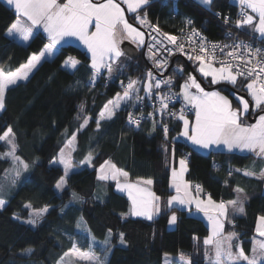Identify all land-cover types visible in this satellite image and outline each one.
<instances>
[{"label": "trees", "instance_id": "1", "mask_svg": "<svg viewBox=\"0 0 264 264\" xmlns=\"http://www.w3.org/2000/svg\"><path fill=\"white\" fill-rule=\"evenodd\" d=\"M237 8L231 0H213L210 11L196 0L168 3L149 0L138 13L129 14L128 19L135 22L136 14L146 13L163 32L175 34L184 26L186 18H192L207 36L219 38L228 25L215 15L216 11L235 13ZM16 18L15 11L0 0V67L6 72L15 71L26 63L31 54L39 53L49 40L42 32L34 34L25 44L9 37L6 29ZM243 33L244 37L257 38L264 43V38L247 29ZM69 56L81 62L75 70L63 67ZM126 57L117 75L111 76L112 82H104L107 76L104 71L90 85L88 81L93 71L87 51L75 44H65L51 59H43L27 80L8 87L6 107L0 112V134L7 126L13 128L17 155L29 164V168L11 184L10 178L5 176V170L12 166L11 161L0 158V184L5 185L0 197L7 201L0 209V264H57L63 253L81 240L84 232L77 227L81 217L90 235L97 240H104L108 229L112 230L105 264H163L165 254L180 253L190 258L192 264H208L207 246L203 243L209 235L207 223L179 207L169 211L163 203L173 193L169 186L171 167L177 165L179 157L185 158L188 150L191 155L185 177L194 185H201L212 198L232 200L236 198L234 190L237 187L244 189L245 212L233 216L236 223H227L225 231L236 233L245 252H250L257 219L264 215V184L261 179L237 170L248 168L253 159L251 155L224 151L204 154L193 150L177 138L182 128L181 120L175 123L168 139L163 138L156 124L153 130V122H145L137 129L128 122L124 106L96 128L104 105L122 91L120 81L143 79L149 69L143 48L139 49L138 57ZM175 63L185 65L184 74L176 76L178 90L185 73L190 69L197 73V70L192 60L185 57L177 56ZM204 82L207 88L228 95L235 106L234 92L251 99L245 86ZM258 113L262 110L252 112L251 118ZM85 117L89 118V123L81 128ZM73 133L76 134L73 163L80 168L69 175L67 186L57 191L56 182L64 173L63 168L53 165L52 161ZM172 148H175L174 159ZM4 152L5 145L0 142V153ZM90 152L93 157L90 165L81 164ZM107 160L127 171L132 180H153V190L162 200L159 215L147 220L128 214L129 198L116 190L113 181L97 178L100 165ZM73 192L80 199H73ZM29 204L31 207H26ZM45 205L49 210L38 224L27 223L33 210ZM172 212L178 220L170 228L168 219ZM121 232L125 243L120 242ZM84 235L89 237L87 233ZM26 248L33 251L26 253L23 251Z\"/></svg>", "mask_w": 264, "mask_h": 264}, {"label": "snow or ice", "instance_id": "2", "mask_svg": "<svg viewBox=\"0 0 264 264\" xmlns=\"http://www.w3.org/2000/svg\"><path fill=\"white\" fill-rule=\"evenodd\" d=\"M10 5H13L17 13L16 20L6 29L9 36L17 34L21 39L27 41L33 37V29L36 26H42L47 32L49 43L44 46V49L39 53H32L27 62L21 64L15 71L6 72L3 67H0V112L5 110V93L10 85H15L20 80H27L29 74L41 63L46 55H51L53 49L61 43L66 37H77L91 53V69L93 75L91 80L94 82L96 77L101 73L102 69H106L111 77L114 65L124 55V50L121 44L124 40H131L138 46L145 44V33L139 27L134 26L126 18L125 9L121 7V3L117 0H7ZM209 11L213 0H198ZM122 3L127 5V11L138 13L143 6L149 3V0H122ZM239 4L250 9L251 14L247 11H242L241 19L235 21V26L238 29H247L252 27V31L264 37V0H239ZM215 15H220L215 13ZM135 19L140 25L152 27L147 20V14L143 17L136 15ZM227 18L225 23L227 24ZM189 25L192 21H187ZM94 27V31H90ZM154 31L163 39L152 37V43L148 45V55L153 61L155 67L160 70H166L168 58L174 55L176 51L184 53L188 60L198 62V71L204 77H211L213 85L220 82H228L232 85L237 83L238 78L244 77L248 80L245 90L249 93L254 107L262 110L264 113V49L253 48L252 45L246 44L243 41H237L235 44L221 45L213 43L211 51L206 45V38L196 30L192 29L186 43L191 45L193 37L199 38V45L192 47L191 51H186V43L180 42V38L167 32H163L158 25L154 26ZM228 38H231L232 33H226ZM172 45L173 47H168ZM225 49H230L227 56L230 60L217 61V50L223 55ZM155 50V51H154ZM165 53L167 55H165ZM81 62L69 56L63 64V67L69 70H75ZM219 63V67L216 64ZM182 74L183 69L176 70ZM139 80L129 79L125 86L123 95L117 93L116 96L109 100L104 108L99 113V118L96 120V128L101 127V121L111 119L116 115V111L120 109L122 104H127L129 101H142L143 97L139 95L140 85ZM143 90L151 97L153 91L156 90V95L159 98L160 107L155 109L161 117L168 110L169 103L178 95L183 96L186 106L190 105L195 108V122L192 123L185 114V109L182 107L179 112L168 111L169 116H174L183 122V130L180 135L188 138L194 144L203 148H210L212 145L224 144L228 149L238 148L254 153L257 158L264 159V114H259L255 123H245L244 117L249 113V100L243 96L237 97L239 107H233L232 101L228 96L222 95L219 91H206L204 87L197 81L196 76L189 74L187 79L181 85L179 94L169 92L161 94L158 90L162 86H171L174 84L172 77L167 79H158L151 71L146 73V81L143 82ZM195 90V91H193ZM83 109V104L81 105ZM153 119V130H155V115L149 113ZM144 117H135L132 113L128 115V122L136 127L140 126L141 120ZM89 118L85 117L81 128L88 125ZM163 132L165 138L168 135V126L163 124ZM15 132L11 126L0 134V141L5 142L9 150L0 153V158L10 159L12 166L5 170V176L10 178V183L15 184L22 171L29 168L19 155H17L18 145L15 142ZM76 140V134L73 133L67 141L65 148H62L58 156L52 161L53 164L59 163L63 165V176L56 182V189L63 190L68 184V176L73 168L71 151ZM67 150V151H66ZM165 152L168 148L165 147ZM173 159L175 158V148H172ZM92 153L90 152L81 164H90L92 161ZM188 171L187 159L179 160V168L171 167V187L175 194L167 198L163 203L169 211L173 207L187 206L190 210L194 204L198 211L204 213L208 221L211 223V232L204 238L205 256L209 259V264H264V215L259 217V223L256 227V232L261 239H254L251 255L247 254L243 248L242 242H237L234 246L233 241H238L236 233H225V221L228 220L229 210L244 212L245 196L244 189L237 187L234 191L236 198L228 201L220 200L217 202L212 198L211 193H204L201 185H193L185 179V174ZM239 171V170H237ZM231 174V173H230ZM246 176H258L264 179V168H261L259 173L245 170ZM101 181L113 180L116 181V188L121 191H127L131 200L129 209L130 215L138 217H146L152 220L160 214L162 200L151 186L152 179L138 178L136 181L129 180V173L118 169L111 161H105L100 165L99 174L97 177ZM123 179V183L121 182ZM3 184H0V191L4 189ZM195 193V194H194ZM201 194L206 196V199L201 198ZM73 199L80 197L73 192ZM7 201L0 197V209H3ZM31 207V205H26ZM49 210V206L45 205L42 209H34L32 217L27 223L36 225L45 213ZM178 217L175 212H172L168 219L169 225H175ZM81 221L83 218L81 217ZM82 223H78L77 227H82ZM90 231V230H89ZM112 230L108 229V236L101 242L105 247L103 251L111 248L110 237ZM120 242L125 243L124 233H119ZM93 243L96 238L93 236ZM194 239H199L194 237ZM209 247L212 249L209 253ZM26 253H31L32 248L23 249ZM166 259H167V254ZM69 259L77 262H85V264H105V260L96 253L95 247L88 246L87 249L81 248L78 244L73 243L72 246L63 253V256L58 261V264H65ZM180 264H192L191 259L180 253Z\"/></svg>", "mask_w": 264, "mask_h": 264}, {"label": "built area", "instance_id": "3", "mask_svg": "<svg viewBox=\"0 0 264 264\" xmlns=\"http://www.w3.org/2000/svg\"><path fill=\"white\" fill-rule=\"evenodd\" d=\"M161 1L163 3H168L171 0H161ZM242 11H247V12L251 13L249 9H246V8L242 7L241 5L238 6V8H237L235 13H232L230 11L225 12V13L220 11V10L216 11V13L220 14V15H217V16L220 19L223 18L222 21L224 23H225V18H227V21H228L227 22L228 27L225 28L222 31L221 36L219 38H210L209 36H207L199 27L196 26V24H195V22H194V20L192 18H186L184 26L180 30H178L177 33L172 34V35H176L177 37H179L180 38V42H185L186 43L187 38L191 34L192 29H196L202 34L203 37L206 38V42L205 43L209 47L210 51H211V45L213 43H218V44H221V45H225V44L231 45V44H235L237 41H243L246 44H250V45L253 46V48L264 49V43H261L259 41V39L252 38V37H244V33H243L244 29H238L235 26V21H237L238 19L242 18V16H241ZM138 15H140L141 17L144 16V14H142V13H139ZM189 19L192 21L191 25H189L187 23V21ZM134 20H135V23L139 27H141L144 30L145 34H146L145 44L143 46V54H144L146 60L149 63V69H148L147 72L151 71L153 73V75L156 76L158 79H167L168 77H172V79L174 81V84L171 86V88H169L168 86H162L158 91L161 94H168L170 91L171 92H175V93L178 94L176 76L177 75H181V74L178 73L176 70L178 68H182L183 69V73L182 74H184L185 65L184 64L175 63V58L177 56L187 58V56L184 55V53L176 51L174 55H171L168 58V65L166 67V70H164V71L158 70L155 67L153 61L149 58L148 45L150 43L151 37H153V36H157V39H163V38L160 37L159 34L154 31V26H156V25H155V23L151 20V18L148 15H147V20L150 22L152 27H149L147 25H140L138 20H136V19H134ZM228 32L232 33L231 38H228L226 36V33H228ZM198 45H199V38L198 37H193V43L191 45H188L186 43V51H191L192 47H197ZM171 47H173V46L171 45ZM228 51H230V49H225L224 54L222 55L217 50V52H216L217 61H219V60H230L231 58L227 56V52ZM165 55H167V54L165 53ZM216 65L219 66V63H217ZM241 78H244V77H241ZM244 79H246V78H244ZM139 81L142 82L140 85H138L140 87V89H141L140 92H139V95L141 97H143V100L142 101L132 100V101H129L127 104L124 105V107L126 108L127 120H128L129 113H132L135 117H140L141 115L144 117L141 120V123H140L139 127H136L135 125H133L135 128H137V129L140 128L142 126V124H144L145 122H153V119H152V117L149 116V113H154V115H155V124L160 129V131H161V133L163 135V138H165V135H164V132H163V127H162V124H161V120L163 121V124H166L168 126V135H167V139H168L170 137L172 129L174 128L175 123L179 120V119H177L174 116H169L167 114L168 111H172V112H177L178 113L179 110L182 107H184L186 116L195 115V108L190 106V105L186 106V104H184L180 100V97L178 95L177 97H174L172 99V101L169 103L168 110H166L165 114L163 115V117H161L160 113L155 111V109H159V107H160L159 98L156 95V90H154L153 94L151 95V97H149L145 93V91L143 90V87H144L143 82L146 81V76L143 79H140ZM88 82H89L90 85L94 84V82L91 79ZM104 82L106 84H109L110 82H112V78L110 76H106L104 78ZM128 82L129 81H125V82L122 81V80L120 81V86H121L122 90L125 89V86L127 85ZM153 105H155V109H154ZM190 155H191V151L188 150L187 153H186V157H185L187 159V162L190 160ZM238 170L241 171V172L245 171L244 168H239ZM204 193H207V192L204 191Z\"/></svg>", "mask_w": 264, "mask_h": 264}, {"label": "crops", "instance_id": "4", "mask_svg": "<svg viewBox=\"0 0 264 264\" xmlns=\"http://www.w3.org/2000/svg\"><path fill=\"white\" fill-rule=\"evenodd\" d=\"M2 1H4L9 7H11L14 11H15V8H14V6L13 5H10L8 2H7V0H2ZM232 2H234L235 4H237V5H240L239 4V1L238 2H236V1H234V0H231ZM60 2H64V0H60ZM93 2H97V0H93ZM100 2H102V0H100ZM121 4H123L122 2H121ZM250 10V9H249ZM250 12H251V10H250ZM15 13H16V11H15ZM17 14V13H16ZM129 14H133V13H131V12H127L126 11V15H127V18H128V15ZM251 14H254V13H251ZM255 15V14H254ZM129 20V19H128ZM250 31L251 33H253V34H255L256 36H258L259 38H264V37H262V36H260L258 33H255V32H253L252 31V27L251 26H248L247 27V31ZM38 32H42L43 34H45L47 37H48V34H47V32L46 31H44V29H43V27L42 26H36V27H34V29H33V35L34 34H36V33H38ZM8 35V34H7ZM9 36V35H8ZM9 37H11V38H14V39H16V40H18L19 42H21L22 44H25V43H27L29 40H27V41H25V40H23V39H21L17 34H13V35H11V36H9ZM48 39H49V37H48ZM50 41L48 40V43H49ZM47 43V44H48ZM46 44V45H47ZM59 45V44H58ZM65 45V44H64ZM61 46H63V45H61ZM61 46H58L57 47V49L59 48V47H61ZM84 48V47H83ZM44 49V48H43ZM42 49V50H43ZM57 49H53V52H56V50ZM84 50H86L87 51V53H88V55L90 56V58H91V53H90V51L87 49V47H85L84 48ZM107 75H109V74H107ZM112 76V75H111ZM22 81H24V80H20V81H18L16 84H18L19 82H22ZM15 84V85H16ZM11 86H13V85H11ZM203 87V86H202ZM179 90V89H178ZM205 90L206 91H219V90H217V89H211V88H205ZM220 92V91H219ZM222 95H225V96H228V95H226V94H224V93H222V92H220ZM123 94V93H122ZM238 96H243L245 99H248L249 100V105H250V107H249V113H248V115L247 116H245L244 117V122L245 123H248V124H251V123H255V120L257 119V117H258V115L259 114H264V113H258L256 116H254V118H251V113L252 112H255L256 110H258V109H256L255 107H254V103H253V101H252V99H249L247 96H245V95H243V94H240V93H237V92H234V97H235V100H236V106L233 104V102H232V104H233V107H239L240 105L238 104V102H237V97ZM180 97V96H179ZM228 98L231 100V98L228 96ZM113 99V98H112ZM180 100L182 101V99L180 98ZM232 101V100H231ZM183 102V101H182ZM183 103H185V102H183ZM123 105V104H122ZM122 107V106H121ZM120 107V108H121ZM187 118L192 122V123H194L195 122V115L194 116H187ZM182 130H183V122H182V128H181V131L179 132V134L177 135V138L179 139V140H182L183 142H185L190 148H192L193 150H196V151H198V152H200V153H204V154H208V153H210V152H212V151H224V152H236V153H240V154H244V155H251L252 157H253V159L251 160V162L249 163V165H248V168H246V170H249V171H254V172H256V173H259V171H260V169L261 168H264V159H259V158H257L256 157V155L254 154V153H251V152H249V151H247V150H241V149H238V148H234V149H228L227 148V146L226 145H224V144H219V145H212L210 148H203V147H201V146H199V145H196V144H194L192 141H190L188 138H186V137H184V136H182V135H180V133L182 132ZM74 147H75V145H74ZM107 161H109V160H107ZM111 163H113L112 161H111ZM113 164H115V163H113ZM116 165V164H115ZM177 165H178V161H177ZM116 167H117V165H116ZM187 167H188V164H187ZM100 168V167H99ZM118 169H120L119 167H117ZM123 171H125V170H123ZM127 172V171H126ZM244 173V172H243ZM98 174H99V171H98ZM186 175V174H185ZM249 177H255V178H259L258 176H249ZM185 179H186V177H185ZM260 179V178H259ZM129 180L131 181V182H134V181H136V180H132L130 177H129ZM187 180V179H186ZM262 181H263V184H264V179H261ZM111 181H113V180H111ZM188 181V180H187ZM114 183H115V188H116V181H113ZM121 182L123 183V179H121ZM190 182V181H189ZM191 183V182H190ZM193 184V183H192ZM194 185V184H193ZM169 186H170V189L172 190V195H174L175 194V192H174V189H172V187H171V177H170V184H169ZM151 189H152V191H154L153 190V187L151 186ZM116 190L119 192V193H121V194H124V195H126L128 198H129V196H128V194H127V191H121V190H119V189H117L116 188ZM195 194V193H194ZM201 198H203V199H206V196H202L201 195ZM244 199H245V196L243 197ZM214 199V198H213ZM129 200H130V198H129ZM215 200V199H214ZM217 201V200H216ZM130 202H131V200H130ZM217 202H219V201H217ZM245 204V203H244ZM179 208H181V209H185L186 211H188V213L189 214H191V215H193V216H197V217H200V218H202L206 223H207V225H208V227H209V234H210V232H211V223H210V221H208V219H207V217L204 215V213L203 212H201V211H198L196 208H195V205L193 204L192 206H191V208H190V210H189V208L187 207V206H179ZM244 209H245V205H244ZM244 212H245V210H244ZM244 212L243 213H240V212H238V211H233L232 209H230L229 210V217H228V220H230L229 218H231V217H233V216H240V215H242V214H244ZM132 217H134V218H143V219H147L146 217H138V216H133V215H131ZM156 217V216H155ZM260 217V216H259ZM259 217H258V219H257V223H256V227H257V224L259 223ZM148 220V219H147ZM227 220V221H228ZM227 221H225V227H226V224L228 223ZM225 227H224V232H225ZM227 234V233H226ZM238 236V235H237ZM254 239H261V237H259V235H258V233L257 232H255V234L252 236V238H251V240H252V245H251V248L253 247V241H254ZM237 242H240L239 241V239H238V241H236V240H234L233 241V244H234V246H235V244L237 243ZM210 248V247H209ZM247 254H249V255H251V251L249 252V253H247ZM174 264V263H173Z\"/></svg>", "mask_w": 264, "mask_h": 264}, {"label": "rangeland", "instance_id": "5", "mask_svg": "<svg viewBox=\"0 0 264 264\" xmlns=\"http://www.w3.org/2000/svg\"><path fill=\"white\" fill-rule=\"evenodd\" d=\"M196 1H198V0H196ZM234 1H236V2H238L239 0H234ZM117 2L118 3H121L122 2V0H117ZM121 7H123L124 9H125V15H126V11H127V5H125V4H121ZM128 12V11H127ZM126 18H127V15H126ZM128 19V18H127ZM130 22V21H129ZM130 23H132L134 26H137V27H139L135 22H130ZM140 28V30L141 31H143L144 32V30L141 28V27H139ZM95 29H94V27L93 28H91L90 29V31H94ZM145 33V32H144ZM145 39H146V34H145ZM127 42H129V43H132L133 45H135L137 48H139V49H142L143 48V46H138L136 43H134V42H132L131 40H124V42L121 44V48H122V45L124 44V43H127ZM69 43H71V44H75V45H78V46H80V47H86L84 44H83V42L82 41H80L77 37H66L63 41H61V43L59 44V45H57L56 46V48L55 49H57V47L58 46H61V45H64V44H69ZM83 48V49H84ZM58 50V49H57ZM56 50V51H57ZM55 53L56 52H52V54L51 55H46V57L44 58V59H51L54 55H55ZM122 59H120L115 65H114V70H113V73H112V75H117V73H118V71L120 70V64L121 63H123L125 60L124 59H126L127 57H126V55H125V53H124V55L121 57ZM193 62V66L196 68V70H197V73H195L193 70H189V71H187L186 73H185V77H184V79H183V81H182V83H181V85L183 84V82L187 79V77H188V75L189 74H192V75H195L196 76V79H197V81L198 82H200L199 80H198V77H201V79L203 80V81H207V82H211V77H204L201 73H199V71H198V62H195V61H192ZM217 67H219L218 65H216ZM106 72L107 74H108V72H107V70L106 69H102V71L101 72ZM107 76H109V75H107ZM248 82V81H247ZM247 82H243L242 81V79L241 78H238V80H237V83L235 84L238 88H240V87H242V86H246V84H247ZM220 83H224V82H220ZM220 83H218V84H220ZM226 83H228V82H226ZM200 84H201V82H200ZM181 85H180V88H179V90H178V94L180 93V91H181ZM202 85V84H201ZM11 86V85H10ZM9 86V87H10ZM193 91H195V90H193ZM124 92V90H122L119 94H121V95H123L122 93ZM249 94V93H248ZM180 96V98L182 99V101L183 102H185L184 100H183V96L182 95H179ZM184 104H186V102L184 103ZM125 104H123L122 106H124ZM194 116V115H193ZM0 142H2L4 145H5V149H6V151H8L9 150V147L5 144V142H3V141H0ZM74 145H75V142H74V144H73V148H74ZM63 148H65V146L63 147ZM67 151V150H66ZM72 154H73V151H71V156H72ZM181 158H184V157H179L178 158V165H176L175 167L178 169L179 168V160L181 159ZM72 163H73V156H72ZM53 164V163H52ZM53 165H58V166H61L62 168H63V165L62 164H59V163H56V164H53ZM85 165H90V164H85ZM80 167H78V166H75L74 165V163H73V168H72V170L70 171V173H69V175L73 172V171H75V170H77V169H79ZM69 177V176H68ZM67 186V185H66ZM57 191H61V190H58L57 189ZM202 196H204L203 194H201ZM33 218V217H32ZM230 220H228L227 222L229 223V224H231V225H234L235 223H236V221H235V219L233 218V217H231V218H229ZM79 223H82V227H78L79 229H81V231H83L84 232V234L85 233H87V235L89 236V237H87L86 235H84L83 234V236L81 237V240L77 243L81 248H84V249H87V247L88 246H93V247H95V251H96V253L98 254V255H100L104 260H105V263H106V260H107V257H108V255H109V251H107V253H105L104 251H103V249H104V245L101 243L103 240H95V243H93V241H92V236L90 235V231H89V229H88V227H87V225H86V222L84 221V219H83V221H81V218L79 219ZM176 225V224H175ZM175 225H169V227L170 228H173ZM225 233H234V232H226L225 231ZM238 239H239V237H238ZM110 240H111V237H110ZM239 241L241 242V240L239 239ZM211 251H212V249L211 248H209V253L211 254ZM179 257H180V255H172V254H167V259H166V255H164V259H163V264H180V259H179ZM186 257V256H185ZM207 263L209 264V259L207 258ZM58 264V263H57ZM65 264H85V262H77V261H75V260H71V259H69L68 261H66L65 262Z\"/></svg>", "mask_w": 264, "mask_h": 264}, {"label": "water", "instance_id": "6", "mask_svg": "<svg viewBox=\"0 0 264 264\" xmlns=\"http://www.w3.org/2000/svg\"><path fill=\"white\" fill-rule=\"evenodd\" d=\"M122 50H124V53L129 57L136 58L139 56V48H137L132 43H124L122 45ZM198 80L201 82L204 88H207L205 82L200 77H198Z\"/></svg>", "mask_w": 264, "mask_h": 264}, {"label": "bare ground", "instance_id": "7", "mask_svg": "<svg viewBox=\"0 0 264 264\" xmlns=\"http://www.w3.org/2000/svg\"><path fill=\"white\" fill-rule=\"evenodd\" d=\"M157 37V36H156ZM152 43V37H151V39H150V43L149 44H151ZM168 47H170L171 48V45H169ZM155 51V50H154ZM208 193V192H207Z\"/></svg>", "mask_w": 264, "mask_h": 264}]
</instances>
